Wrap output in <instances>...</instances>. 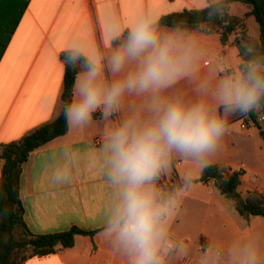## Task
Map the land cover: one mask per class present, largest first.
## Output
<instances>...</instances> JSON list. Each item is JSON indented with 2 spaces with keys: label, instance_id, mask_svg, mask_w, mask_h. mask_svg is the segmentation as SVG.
I'll return each mask as SVG.
<instances>
[{
  "label": "clouds",
  "instance_id": "1",
  "mask_svg": "<svg viewBox=\"0 0 264 264\" xmlns=\"http://www.w3.org/2000/svg\"><path fill=\"white\" fill-rule=\"evenodd\" d=\"M228 7L227 0L205 5L210 18L225 23ZM240 47L238 65L221 74V65L209 64L201 79L207 53L199 35L163 27L158 15L146 13L111 28L104 53L79 46L61 50V63L75 69L70 97L59 101L66 131L118 121L106 129L99 149L111 199L98 233L122 264H172L187 255V243L172 230L186 194L218 153L230 118L264 112V53L252 41ZM194 78L201 79L197 99L168 95L180 81ZM129 97L142 98L143 104L121 119ZM61 155L65 162L49 174L55 186L73 181L69 153ZM177 160L187 167L178 183L166 188L160 180ZM198 264H264V245L253 237L229 246L210 244Z\"/></svg>",
  "mask_w": 264,
  "mask_h": 264
},
{
  "label": "crops",
  "instance_id": "2",
  "mask_svg": "<svg viewBox=\"0 0 264 264\" xmlns=\"http://www.w3.org/2000/svg\"><path fill=\"white\" fill-rule=\"evenodd\" d=\"M216 2L218 0H0V30L8 31V39L0 50V145L19 140L59 116L65 75L61 50L79 46L85 51L104 53L109 30L113 27L127 25L146 13L162 18L184 10L205 9L206 4ZM246 7L233 3L229 12L242 17L250 11ZM236 8L241 13H233ZM194 32L207 53L201 65V79L207 75L209 64L221 65L220 72L224 74L225 69L241 62L236 43L238 34L231 35L224 45L219 32L209 33L204 27ZM201 79L182 80L168 95L179 93L186 100H195ZM142 104V98H127L121 119ZM115 123L118 121L113 118L110 122L99 121L85 129L72 130L31 153L23 165L21 200L24 219L33 234L59 233L74 226L98 230V222L111 199L101 173L99 149L106 129ZM242 123L229 124L220 149L209 165L242 170L240 192L247 184L249 192L263 193L264 140L257 127L255 132H249L250 125L243 129ZM62 150L69 153L67 160L73 171V181L55 186L49 174L54 166L65 162ZM52 153L55 159L50 158ZM245 156L251 157L253 163ZM186 167L184 161L177 160L172 173L162 177L160 183L172 184ZM1 170L0 161V179ZM249 171L254 173L253 177L249 176ZM260 185H263L261 190ZM208 204L206 227L196 237L177 233L172 228L175 238L188 245L187 255L174 259L172 264L185 258L199 259L200 244L229 246L253 237L264 245V217L253 216L247 222L221 200L213 198ZM212 225L215 230H208L207 226ZM24 264H122V261L97 231L94 236L77 235L72 248L30 257Z\"/></svg>",
  "mask_w": 264,
  "mask_h": 264
},
{
  "label": "trees",
  "instance_id": "3",
  "mask_svg": "<svg viewBox=\"0 0 264 264\" xmlns=\"http://www.w3.org/2000/svg\"><path fill=\"white\" fill-rule=\"evenodd\" d=\"M227 3L228 13L224 18L227 23L220 19L210 18L207 10L201 9L184 10L165 15L161 18V25L168 28L179 26L190 31L204 27L209 33L219 32L224 45L227 44L231 35L238 34L236 43L239 46L240 57L243 55V49L240 47L242 41L254 42L258 50L264 53V0H227ZM233 3H242L250 8L245 17L252 16L259 24L260 35L258 38L249 35L244 18L230 14V5ZM238 29H240V34L237 33ZM61 59H63L62 56ZM74 72L75 69L71 67L65 68L61 94V99L64 101L70 97ZM261 116H264V112H253L248 116H234L230 118L229 124L242 121L243 124L257 127L264 140V124L259 121ZM66 133L64 119L59 115L55 120L37 127L19 140L0 145V161L2 163L0 207L8 209L7 212L0 214V264H24L30 257H42L72 248L77 235L94 236L98 231L74 226L64 232L35 235L30 231L24 219L25 209L21 200L23 165L32 152ZM242 175L243 171H231L210 164L195 183L214 185L221 194L233 200L234 210L249 222L253 216L264 217V192L253 191L248 196H243L239 190L242 184ZM177 183L178 178L172 184H160L171 188Z\"/></svg>",
  "mask_w": 264,
  "mask_h": 264
},
{
  "label": "rangeland",
  "instance_id": "4",
  "mask_svg": "<svg viewBox=\"0 0 264 264\" xmlns=\"http://www.w3.org/2000/svg\"><path fill=\"white\" fill-rule=\"evenodd\" d=\"M237 6H241L242 8H247L246 5L240 3H237ZM233 13L238 14L241 12H239L238 9L236 8L233 10ZM245 15L242 16L241 18H244V24L249 29V35L254 38H258L260 35L259 24L257 23L254 17L249 18V16L245 17ZM237 33L240 34V29H238ZM7 39H8V31L6 32L0 30V50L1 47L4 45V43L7 41ZM260 123L264 124V122L262 121H260ZM245 125L248 124L245 123ZM248 130L249 132H255L257 128L250 126ZM245 159L250 163H253L251 157L245 156ZM248 174L250 177H253L254 173L249 171ZM258 188L260 190L263 189V185H260ZM248 190L249 188L247 184H244L241 187V192L245 196L248 193H250ZM213 198L219 201L220 200L223 201L230 208V210H232L233 200L228 196L221 194L220 191L215 186L207 187L199 183H195V185H193L191 189L188 191L182 202L179 215L172 226L174 231L177 233L179 232L181 234L189 235L190 237L191 236L196 237L197 234L200 233L204 227H206V214H207V209L209 207L208 203ZM207 227L208 230L210 229L215 230L213 225ZM218 235L219 234H216V236Z\"/></svg>",
  "mask_w": 264,
  "mask_h": 264
},
{
  "label": "built area",
  "instance_id": "5",
  "mask_svg": "<svg viewBox=\"0 0 264 264\" xmlns=\"http://www.w3.org/2000/svg\"><path fill=\"white\" fill-rule=\"evenodd\" d=\"M259 121L264 122V116H261L260 119H259ZM242 128L243 129H246L247 128V125H245V124L242 123ZM206 247L207 246L205 244H200L199 249H198L199 252L202 253V251ZM198 260L199 259H187V258H185V259L181 260L178 264H198Z\"/></svg>",
  "mask_w": 264,
  "mask_h": 264
},
{
  "label": "snow or ice",
  "instance_id": "6",
  "mask_svg": "<svg viewBox=\"0 0 264 264\" xmlns=\"http://www.w3.org/2000/svg\"><path fill=\"white\" fill-rule=\"evenodd\" d=\"M0 211H3L2 207H0Z\"/></svg>",
  "mask_w": 264,
  "mask_h": 264
}]
</instances>
